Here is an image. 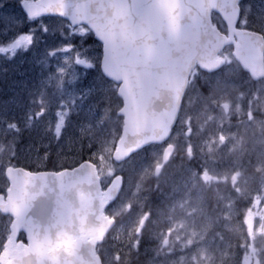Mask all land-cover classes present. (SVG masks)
I'll list each match as a JSON object with an SVG mask.
<instances>
[{
    "label": "rangeland",
    "instance_id": "374dc122",
    "mask_svg": "<svg viewBox=\"0 0 264 264\" xmlns=\"http://www.w3.org/2000/svg\"><path fill=\"white\" fill-rule=\"evenodd\" d=\"M246 3L249 23L264 35V0ZM59 24L44 17L29 38L20 25L0 21V189L8 186L7 166L65 168L86 154L103 184L127 175L107 209L120 221L101 247L104 264L129 260L147 219L142 207L151 182L168 189V211L165 218L156 212L160 229L151 231L158 254L139 264H264V79L252 80L232 47L225 49L220 72L191 75L175 134L184 161L173 158L157 174L163 148L150 146L117 164V85L103 76L102 56L81 76L83 57L61 39ZM45 25L47 34L39 31Z\"/></svg>",
    "mask_w": 264,
    "mask_h": 264
},
{
    "label": "water",
    "instance_id": "95a60500",
    "mask_svg": "<svg viewBox=\"0 0 264 264\" xmlns=\"http://www.w3.org/2000/svg\"><path fill=\"white\" fill-rule=\"evenodd\" d=\"M240 1L38 0L24 6L30 16H57L49 12L56 4L66 17L115 32L100 68L119 84L124 119L113 159L121 162L168 139L191 70L219 67L222 60L216 56L234 37L236 59L253 79L264 76L263 37L235 27ZM213 11L225 22L228 36L212 25ZM171 154L167 148L163 161ZM5 176L9 187L5 198L0 195V211L12 217L7 248L20 231L27 243L10 249L0 264H102L96 246L115 224L104 210L118 194L120 176L105 191L89 161L58 172L8 167Z\"/></svg>",
    "mask_w": 264,
    "mask_h": 264
},
{
    "label": "snow or ice",
    "instance_id": "6c2138e0",
    "mask_svg": "<svg viewBox=\"0 0 264 264\" xmlns=\"http://www.w3.org/2000/svg\"><path fill=\"white\" fill-rule=\"evenodd\" d=\"M49 12L56 13L60 20L61 39L65 41L70 49L79 57H83L79 67L83 69L81 76H86L88 70L95 67L97 56L107 53L110 46L116 39V34L112 30H106L103 26H93L87 22H78L74 18L64 16L60 6L52 4ZM44 16H30L25 10L22 0H0V21L10 22L13 25H20L25 28L29 38L35 35L37 23L43 21ZM67 29L64 31L63 29ZM39 31L48 33V26L40 28ZM55 31V29H53ZM99 49V52L96 51ZM76 78L75 75L73 77Z\"/></svg>",
    "mask_w": 264,
    "mask_h": 264
},
{
    "label": "trees",
    "instance_id": "16d2710c",
    "mask_svg": "<svg viewBox=\"0 0 264 264\" xmlns=\"http://www.w3.org/2000/svg\"><path fill=\"white\" fill-rule=\"evenodd\" d=\"M246 12L243 11L242 16L239 21L240 27L248 26V21L246 20ZM85 158V157H84ZM10 163V162H8ZM54 167L51 163H48L46 169H53ZM31 169V168H30ZM152 198L148 201V205L145 207V212H147L148 219L145 221V224L138 236V242L136 248L132 251V254L129 257V264H139L142 261L146 260L148 257L154 255L155 251L154 246L157 245L154 239H152V229H160L159 226H156L155 222L157 221L156 212H161L162 214L166 211L165 201L167 199V194L164 191L163 185L158 182H152ZM158 212V213H159ZM19 240L25 241V235L20 234ZM136 260V261H135Z\"/></svg>",
    "mask_w": 264,
    "mask_h": 264
},
{
    "label": "flooded vegetation",
    "instance_id": "af4514ba",
    "mask_svg": "<svg viewBox=\"0 0 264 264\" xmlns=\"http://www.w3.org/2000/svg\"><path fill=\"white\" fill-rule=\"evenodd\" d=\"M0 253H1V250H0Z\"/></svg>",
    "mask_w": 264,
    "mask_h": 264
}]
</instances>
